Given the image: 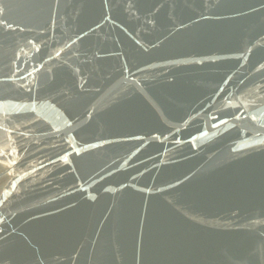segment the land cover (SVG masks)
<instances>
[{
	"label": "water",
	"instance_id": "1",
	"mask_svg": "<svg viewBox=\"0 0 264 264\" xmlns=\"http://www.w3.org/2000/svg\"><path fill=\"white\" fill-rule=\"evenodd\" d=\"M0 264H264V0H0Z\"/></svg>",
	"mask_w": 264,
	"mask_h": 264
}]
</instances>
